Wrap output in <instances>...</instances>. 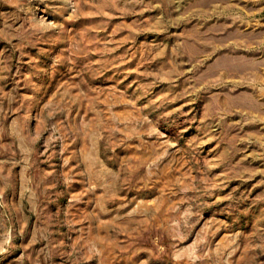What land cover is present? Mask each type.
<instances>
[{"label": "rangeland", "instance_id": "rangeland-1", "mask_svg": "<svg viewBox=\"0 0 264 264\" xmlns=\"http://www.w3.org/2000/svg\"><path fill=\"white\" fill-rule=\"evenodd\" d=\"M264 0H0V264H264Z\"/></svg>", "mask_w": 264, "mask_h": 264}, {"label": "bare ground", "instance_id": "bare-ground-1", "mask_svg": "<svg viewBox=\"0 0 264 264\" xmlns=\"http://www.w3.org/2000/svg\"><path fill=\"white\" fill-rule=\"evenodd\" d=\"M256 82H258L262 85V90L260 93H262V95H264V74H262V76H260V77H256Z\"/></svg>", "mask_w": 264, "mask_h": 264}]
</instances>
